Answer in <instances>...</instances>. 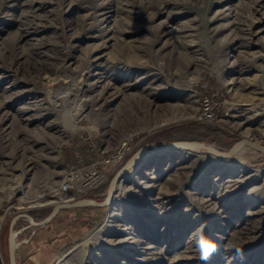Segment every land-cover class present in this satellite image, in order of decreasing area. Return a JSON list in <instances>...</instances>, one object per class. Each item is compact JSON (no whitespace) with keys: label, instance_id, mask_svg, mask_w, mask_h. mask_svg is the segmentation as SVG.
I'll list each match as a JSON object with an SVG mask.
<instances>
[{"label":"rangeland","instance_id":"374dc122","mask_svg":"<svg viewBox=\"0 0 264 264\" xmlns=\"http://www.w3.org/2000/svg\"><path fill=\"white\" fill-rule=\"evenodd\" d=\"M206 96L228 115L200 120ZM126 139L98 202L142 147L264 145V0H0V264L11 220L17 231L22 214L46 217L75 149ZM118 186L41 264H205L193 246L201 224L219 247L206 264H264V153H160ZM40 242L18 264H36Z\"/></svg>","mask_w":264,"mask_h":264},{"label":"built area","instance_id":"2783aa9c","mask_svg":"<svg viewBox=\"0 0 264 264\" xmlns=\"http://www.w3.org/2000/svg\"><path fill=\"white\" fill-rule=\"evenodd\" d=\"M219 109L221 114L217 115ZM227 115V110L220 108L212 97L206 96L201 100L198 115L200 120L218 121ZM131 149L129 139L121 141L110 151L100 150L93 143L83 150L75 149L64 164L54 191V202L64 204L83 199L120 167Z\"/></svg>","mask_w":264,"mask_h":264},{"label":"water","instance_id":"95a60500","mask_svg":"<svg viewBox=\"0 0 264 264\" xmlns=\"http://www.w3.org/2000/svg\"><path fill=\"white\" fill-rule=\"evenodd\" d=\"M246 147L264 153V145L254 143L247 139H241L237 141L227 151H220L211 145L195 141H175L162 145L151 146L150 148L142 147L134 152L112 177L107 187L106 196L102 201L98 202L93 199H80L71 203L56 204L53 206L51 212L40 221H35L33 217L28 214H23L22 216L27 218L29 222L27 227L41 228L46 226L60 210L73 209L84 206H98L107 208L112 205L115 191L119 187L118 184H122L129 170L140 164L146 158L158 155L160 153H166L169 151L203 152L218 159L225 160L239 154ZM18 217L19 216L14 217L10 223V230L8 235V264H16L15 251L20 245V242L16 241V238L23 230L27 228L25 227L17 231L12 230V227Z\"/></svg>","mask_w":264,"mask_h":264},{"label":"crops","instance_id":"0c3cea01","mask_svg":"<svg viewBox=\"0 0 264 264\" xmlns=\"http://www.w3.org/2000/svg\"><path fill=\"white\" fill-rule=\"evenodd\" d=\"M97 196L98 193L94 190L83 199H93L96 201ZM106 209L107 208L98 206H84L60 210L46 226L41 228L33 227L34 230L30 232L27 239L23 238L18 241L20 242V245L15 251L16 264H18L22 259L21 249H32V246L35 244L34 241H37L38 239L41 242L38 247L34 248V251H37V258L34 257V259L37 261L36 264L43 263L45 260L49 259V255H51L53 248L57 245V243L61 242L62 238H64L66 234L68 235L70 232L76 234L81 233L83 228L82 226L87 228V226L94 224L100 215H103ZM26 221L27 224H29L28 220ZM29 258L33 259V257H28V259Z\"/></svg>","mask_w":264,"mask_h":264},{"label":"clouds","instance_id":"9594fccd","mask_svg":"<svg viewBox=\"0 0 264 264\" xmlns=\"http://www.w3.org/2000/svg\"><path fill=\"white\" fill-rule=\"evenodd\" d=\"M206 224H201L196 230V238L194 241V247L199 253V259L202 262H206L211 259L219 251L218 245L206 237L205 228Z\"/></svg>","mask_w":264,"mask_h":264},{"label":"bare ground","instance_id":"6f19581e","mask_svg":"<svg viewBox=\"0 0 264 264\" xmlns=\"http://www.w3.org/2000/svg\"><path fill=\"white\" fill-rule=\"evenodd\" d=\"M242 152V151H241ZM121 184V183H120ZM120 184H118V185H120Z\"/></svg>","mask_w":264,"mask_h":264},{"label":"trees","instance_id":"16d2710c","mask_svg":"<svg viewBox=\"0 0 264 264\" xmlns=\"http://www.w3.org/2000/svg\"><path fill=\"white\" fill-rule=\"evenodd\" d=\"M48 214H49V213H48ZM48 214H47V215H48ZM47 215H46V216H47ZM44 218H45V217H44Z\"/></svg>","mask_w":264,"mask_h":264}]
</instances>
